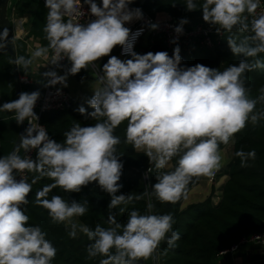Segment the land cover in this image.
Returning a JSON list of instances; mask_svg holds the SVG:
<instances>
[{"label":"trees","instance_id":"obj_1","mask_svg":"<svg viewBox=\"0 0 264 264\" xmlns=\"http://www.w3.org/2000/svg\"><path fill=\"white\" fill-rule=\"evenodd\" d=\"M228 1L127 0L158 20L180 22ZM15 6L32 13L29 37L53 52L57 25L45 1ZM226 26L214 48L170 53L161 36L148 34L131 57L120 56L131 27H116L109 54L94 61L112 89L42 118L50 143L36 151L10 223L16 264H216L222 250L264 232V19ZM16 43L24 76L30 60L24 41ZM119 58L126 61L109 78ZM89 69L74 50L62 71L82 80ZM22 88L26 108L40 88ZM16 115L11 59L0 53V183L18 135ZM176 127L188 141L182 148L171 142ZM142 140L161 141L156 152H143ZM231 142L233 157L216 176H228L219 202L213 188L184 207L204 166ZM69 215L85 234L68 226ZM8 262L0 230V264Z\"/></svg>","mask_w":264,"mask_h":264},{"label":"built area","instance_id":"obj_2","mask_svg":"<svg viewBox=\"0 0 264 264\" xmlns=\"http://www.w3.org/2000/svg\"><path fill=\"white\" fill-rule=\"evenodd\" d=\"M102 1L105 2L103 7L100 5ZM108 10H126L136 16V19L131 23L119 21V23L131 27V31L125 37L120 48L122 57L133 56L142 38L148 34L152 39L161 36L170 53L203 47L214 48L224 39L227 28L224 24L211 21L199 22L187 27L183 26L176 18L158 20L140 7L130 5L127 0H64L58 10L51 8L57 25L55 46L48 61L45 85L39 91L31 94L28 106L24 107L25 139L12 164L6 191L5 210L9 225L13 214L19 208L22 194L27 186L30 163L36 151L49 146L50 143L46 125L42 120L43 116L51 112L64 111L71 103L75 102L70 92L63 87L59 73L72 51L79 50L81 53H86L85 45L81 40L83 31ZM243 18L252 20L254 23L264 19V0H257L252 10H249L245 15L238 16L231 25L237 19ZM93 68L97 69L95 65ZM21 82L22 85H36L28 75L21 76ZM104 89L106 91L112 89L107 81L104 82ZM217 174L218 170H214L210 174L209 180L213 182ZM249 244L264 245V232L240 239L229 248L222 250L219 257L232 256L243 246Z\"/></svg>","mask_w":264,"mask_h":264},{"label":"crops","instance_id":"obj_3","mask_svg":"<svg viewBox=\"0 0 264 264\" xmlns=\"http://www.w3.org/2000/svg\"><path fill=\"white\" fill-rule=\"evenodd\" d=\"M16 1L17 0L13 1L11 4L10 15L11 14L13 15L14 29H15V34L18 37V40L24 41L26 45V54L28 55L29 60H30L27 64L28 68H27L26 75L30 76L34 80L36 85H38L39 88H42L45 85L46 80H47L48 61L50 57L52 56L53 52L47 47L41 45L39 38L29 37V33L31 30V25H32L31 23L32 13L29 11L22 13L20 11V8H17L15 6ZM44 1L45 3L46 2L49 3L50 7L56 10V7L59 9L61 3L64 0H52L51 3L48 0H44ZM235 1H236L235 6L233 5L231 6V5H227L226 3H223L215 7H205L198 14L187 16L180 23L183 26H189V25L192 26L193 24H196L199 22H210L211 21V22H217V23L224 24V25H231L238 16H240L245 11L252 10L257 3V0H235ZM126 19H130V17H126ZM120 24H123V23L117 22L116 27ZM92 29L93 27L89 30V32L86 35L87 39L84 41V44L86 47L91 42L99 43L102 37L107 34L106 32L105 33L102 32L99 35H96L93 33ZM115 29L114 31L112 30L110 31L109 29V31L112 32V35L110 36V39L108 41L104 40L106 49L102 50V48L104 47V44L103 45L98 44L93 49L94 52L96 51L97 53L96 55H90L88 50L86 51L87 55L84 53H81L83 55H86L88 59V65L90 67L88 75L84 79L77 80L63 71L59 73L63 87L70 92L75 102L84 103L91 96H93L94 94L104 89V82L107 80L105 76L100 74L97 69L95 70L93 68V65H95L94 63L95 60L102 58L103 56H106L109 54L110 50L112 49L111 40L113 38ZM124 61H126V59L119 58L116 61L114 67L110 71H108L106 75L109 78H111L123 66ZM153 141L154 140L139 141L136 144L137 149L143 152L144 151L156 152L157 147L155 146L154 143L151 144ZM230 148L233 154V143L231 142L224 150L220 151L214 156V157H217V165H214L211 168L208 166L209 164L208 162L204 166V170L202 174V181L197 187H195L190 192V194L188 195L184 203V207L204 201L207 197L211 195L213 188L215 189V196H214L213 201L214 203L219 202L220 196H221V192L219 189L223 184L227 182L228 176H222V177L218 176L216 178V181L214 180L215 181L214 183H212L209 180V177H210V174L214 170L220 171L224 167V162L228 160L226 156H228L227 152L229 151ZM159 163L164 168L168 169V163L166 161H160ZM70 221L81 224L83 226L81 228V234L86 233L87 231L86 227L80 222V220L75 215L67 216V224L68 226L72 228ZM72 230L76 234H78L73 228ZM216 264H264V245H261V244L245 245L232 256L219 257Z\"/></svg>","mask_w":264,"mask_h":264},{"label":"water","instance_id":"obj_4","mask_svg":"<svg viewBox=\"0 0 264 264\" xmlns=\"http://www.w3.org/2000/svg\"><path fill=\"white\" fill-rule=\"evenodd\" d=\"M13 0H0V53L9 56L12 63V71L15 83V101L17 110V120L19 124L18 135L16 141L6 160L1 183H0V230L4 244L8 251V264H16L18 260V253L16 244L12 238L10 225L8 224L5 210L6 191L8 187V180L12 168V164L18 155L25 139V117H24V100H23V85L21 82V74L19 67L17 40L15 34L14 23L10 17V7ZM227 5H236L235 0L226 2ZM103 7L105 2H101ZM116 24L112 26L114 31ZM187 27H190L187 26Z\"/></svg>","mask_w":264,"mask_h":264},{"label":"rangeland","instance_id":"obj_5","mask_svg":"<svg viewBox=\"0 0 264 264\" xmlns=\"http://www.w3.org/2000/svg\"><path fill=\"white\" fill-rule=\"evenodd\" d=\"M13 1H15V0H13ZM12 1V2H13ZM47 3V2H46ZM46 5H48L47 7H48V10L50 11L51 9V7H50V5H49V3H47ZM56 10H58V8L56 7ZM52 14V13H51ZM51 16V15H50ZM123 16V15H122ZM10 17H11V19L13 20V15L11 14L10 15ZM54 18V16H53V14H52V16H51V18ZM126 17H128V16H124V17H122V18H117L116 20H115V22H114V24L113 25H115L117 22H119V21H124V22H126V23H131L133 20H135L136 18H130V19H126ZM53 20V19H52ZM54 20H55V18H54ZM110 31H111V29H110ZM108 32L106 35H104L103 37H102V39L100 40V43L103 45L104 44V40H109L110 39V36L112 35V32ZM105 33V32H104ZM104 38V39H103ZM84 49H85V51H87L88 50V52L90 53V55H92L93 53H96V51L94 52V51H91V50H89L88 48H86V47H84ZM103 49H106V47H105V44H104V47L102 48V50ZM92 52V53H91ZM86 55H87V52L85 53ZM4 124L5 125H9V122L6 120L5 122H4ZM180 133H183V128L182 127H176V128H174L173 130H172V132H171V135H172V139H171V142L174 144V145H176V146H178V147H180V148H182V147H184L185 145H186V143H188V141H187V139L184 137V136H177V135H180ZM161 140H156V141H153L151 144H155V146L157 147L158 146V143L160 142ZM231 147V146H230ZM228 153V156H226L227 158H228V160H226V162H224V167L226 166V164L232 159V157H233V154H232V150H231V148L229 149V151L227 152ZM214 165H217V157H213L210 161H209V164H208V166L209 167H213ZM170 166L168 165V168H169ZM215 181H216V178H215ZM215 181H213L212 183H214ZM73 218V217H72ZM71 222V226H72V228L78 233V234H80V235H82L81 234V228L83 227L81 224H78V223H74L73 221H70ZM80 223V222H79ZM78 226H77V225Z\"/></svg>","mask_w":264,"mask_h":264},{"label":"bare ground","instance_id":"obj_6","mask_svg":"<svg viewBox=\"0 0 264 264\" xmlns=\"http://www.w3.org/2000/svg\"><path fill=\"white\" fill-rule=\"evenodd\" d=\"M128 16L130 18H136L135 15L132 13L126 11V10H108L104 12L97 21H95L93 24H91L85 31H83L81 35V40L84 43V41L87 39L86 35L89 32V30L93 27V33H97L98 31L105 32L104 27H106L108 24V28L111 29L115 20L117 18H122L123 16ZM18 26V25H17ZM95 26V27H94ZM20 28V27H19ZM85 45V44H84ZM86 47V46H85ZM87 48V47H86ZM92 53V52H91ZM97 53H93L92 55H96Z\"/></svg>","mask_w":264,"mask_h":264}]
</instances>
